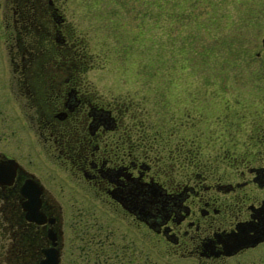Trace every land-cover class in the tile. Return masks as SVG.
<instances>
[{
	"label": "flooded vegetation",
	"instance_id": "1",
	"mask_svg": "<svg viewBox=\"0 0 264 264\" xmlns=\"http://www.w3.org/2000/svg\"><path fill=\"white\" fill-rule=\"evenodd\" d=\"M64 10L0 0V131L11 103L51 170L47 188L0 148V168L15 163L0 183L4 230L35 255L18 264L45 249L55 264H264V87L194 110L181 93L154 120L91 87ZM27 187L40 189V223L25 218Z\"/></svg>",
	"mask_w": 264,
	"mask_h": 264
},
{
	"label": "rangeland",
	"instance_id": "2",
	"mask_svg": "<svg viewBox=\"0 0 264 264\" xmlns=\"http://www.w3.org/2000/svg\"><path fill=\"white\" fill-rule=\"evenodd\" d=\"M62 1L85 79L109 101L142 103L155 120L182 94L194 110L211 99L247 101L264 87V0H166L161 11L150 0ZM5 96L0 87V103ZM7 109L0 148L51 188L50 168L25 148L30 141L11 103ZM5 225L0 214V264L27 251Z\"/></svg>",
	"mask_w": 264,
	"mask_h": 264
},
{
	"label": "water",
	"instance_id": "3",
	"mask_svg": "<svg viewBox=\"0 0 264 264\" xmlns=\"http://www.w3.org/2000/svg\"><path fill=\"white\" fill-rule=\"evenodd\" d=\"M261 48L264 52V32L261 38ZM10 169L7 170L0 168V183H9L13 177V169L15 168V163L8 162ZM39 187H27L21 190V193L27 197V202L24 205V210L26 212L25 218L28 221H33L40 223L41 220H38L40 215L37 213V195L39 194ZM38 264H55V259L53 254L49 249L43 250V257L40 259Z\"/></svg>",
	"mask_w": 264,
	"mask_h": 264
},
{
	"label": "trees",
	"instance_id": "4",
	"mask_svg": "<svg viewBox=\"0 0 264 264\" xmlns=\"http://www.w3.org/2000/svg\"><path fill=\"white\" fill-rule=\"evenodd\" d=\"M150 1H152L153 6H154L156 11L163 10V8L165 7V4H166V2H165L166 0H150ZM194 1L195 0H193V2ZM158 13H160V12H158ZM187 14L188 15L192 14V11L188 12ZM26 253H27V251H26ZM26 253L24 252L25 255L23 253H19L17 258H14L13 261L9 264H18V263H22V262L29 263V262H31V260L34 261L35 255L32 256L30 253H27V254ZM24 257H26V258L30 257L31 259L28 261V260H25ZM26 261H28V262H26Z\"/></svg>",
	"mask_w": 264,
	"mask_h": 264
}]
</instances>
